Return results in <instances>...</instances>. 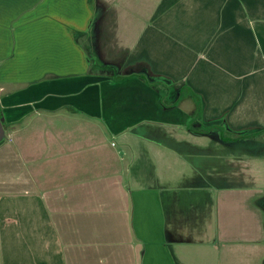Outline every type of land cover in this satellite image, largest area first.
<instances>
[{
  "label": "crops",
  "instance_id": "obj_1",
  "mask_svg": "<svg viewBox=\"0 0 264 264\" xmlns=\"http://www.w3.org/2000/svg\"><path fill=\"white\" fill-rule=\"evenodd\" d=\"M0 111V264H264V0H0Z\"/></svg>",
  "mask_w": 264,
  "mask_h": 264
},
{
  "label": "rangeland",
  "instance_id": "obj_2",
  "mask_svg": "<svg viewBox=\"0 0 264 264\" xmlns=\"http://www.w3.org/2000/svg\"><path fill=\"white\" fill-rule=\"evenodd\" d=\"M14 90H15V89H14ZM5 126H6V124H5ZM8 130H9V128L7 127L6 130H5L6 135H7ZM186 133H187V132H186ZM6 135H5V138L0 142V145H1L2 143H5L4 141H5V139H6ZM196 139H197V138H196ZM198 140H199L200 142H202L203 139H198ZM108 142H112L113 144L120 143V141H119L118 139H116V138H111V139H109ZM2 145H5V144H2ZM0 151H1V150H0ZM1 153H2V152H1ZM1 168H2V161H0V171H2ZM2 173H4V172L2 171ZM253 202H254V200H250V203H253Z\"/></svg>",
  "mask_w": 264,
  "mask_h": 264
},
{
  "label": "water",
  "instance_id": "obj_3",
  "mask_svg": "<svg viewBox=\"0 0 264 264\" xmlns=\"http://www.w3.org/2000/svg\"><path fill=\"white\" fill-rule=\"evenodd\" d=\"M5 138V129L3 126V115L0 111V142Z\"/></svg>",
  "mask_w": 264,
  "mask_h": 264
},
{
  "label": "trees",
  "instance_id": "obj_4",
  "mask_svg": "<svg viewBox=\"0 0 264 264\" xmlns=\"http://www.w3.org/2000/svg\"><path fill=\"white\" fill-rule=\"evenodd\" d=\"M1 113H2V112H1ZM3 126H4V129H5L4 121H3Z\"/></svg>",
  "mask_w": 264,
  "mask_h": 264
}]
</instances>
